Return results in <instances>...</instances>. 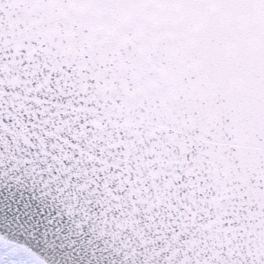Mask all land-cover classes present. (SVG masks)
<instances>
[{
  "label": "snow or ice",
  "instance_id": "snow-or-ice-1",
  "mask_svg": "<svg viewBox=\"0 0 264 264\" xmlns=\"http://www.w3.org/2000/svg\"><path fill=\"white\" fill-rule=\"evenodd\" d=\"M0 264H264V0H0Z\"/></svg>",
  "mask_w": 264,
  "mask_h": 264
}]
</instances>
